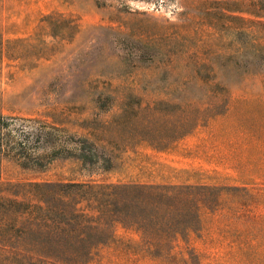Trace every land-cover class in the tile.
Returning a JSON list of instances; mask_svg holds the SVG:
<instances>
[{
	"label": "rangeland",
	"instance_id": "obj_1",
	"mask_svg": "<svg viewBox=\"0 0 264 264\" xmlns=\"http://www.w3.org/2000/svg\"><path fill=\"white\" fill-rule=\"evenodd\" d=\"M87 181L203 188L165 257L89 264H264V0H0V182Z\"/></svg>",
	"mask_w": 264,
	"mask_h": 264
},
{
	"label": "trees",
	"instance_id": "obj_2",
	"mask_svg": "<svg viewBox=\"0 0 264 264\" xmlns=\"http://www.w3.org/2000/svg\"><path fill=\"white\" fill-rule=\"evenodd\" d=\"M83 151L77 154L83 164L104 161L92 149ZM201 189L94 181L0 182V264H89L94 252L112 241L117 226L138 236V250L152 259L163 258L173 242L194 231L201 202L192 197Z\"/></svg>",
	"mask_w": 264,
	"mask_h": 264
}]
</instances>
